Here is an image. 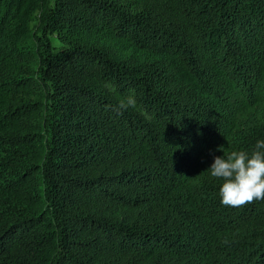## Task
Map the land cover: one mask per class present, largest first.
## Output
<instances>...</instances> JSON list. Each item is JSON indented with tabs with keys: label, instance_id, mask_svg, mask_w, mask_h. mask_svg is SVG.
I'll return each instance as SVG.
<instances>
[{
	"label": "trees",
	"instance_id": "16d2710c",
	"mask_svg": "<svg viewBox=\"0 0 264 264\" xmlns=\"http://www.w3.org/2000/svg\"><path fill=\"white\" fill-rule=\"evenodd\" d=\"M30 1L0 0V264H264V200L208 172L264 140V0H42L39 34Z\"/></svg>",
	"mask_w": 264,
	"mask_h": 264
},
{
	"label": "clouds",
	"instance_id": "9594fccd",
	"mask_svg": "<svg viewBox=\"0 0 264 264\" xmlns=\"http://www.w3.org/2000/svg\"><path fill=\"white\" fill-rule=\"evenodd\" d=\"M121 108L134 107V94L121 101ZM122 114V113H121ZM264 140H258L255 150L249 155L245 151L225 153L221 146L218 151L224 156H214V163L208 172L215 178L223 179L220 189L221 203L239 207L254 200H264Z\"/></svg>",
	"mask_w": 264,
	"mask_h": 264
},
{
	"label": "rangeland",
	"instance_id": "374dc122",
	"mask_svg": "<svg viewBox=\"0 0 264 264\" xmlns=\"http://www.w3.org/2000/svg\"><path fill=\"white\" fill-rule=\"evenodd\" d=\"M42 0H31L28 6L25 7L24 13L21 15L22 26L25 27L27 31L33 34H39L38 29L40 28L43 20L44 8L42 7ZM49 40L54 45L56 49L63 46L66 41L74 40L85 45L91 44H102L109 43L111 35L108 31H88L83 33H75L73 30L64 29L62 31L56 32L55 34L48 35ZM113 46L114 44L111 43ZM122 44L114 45L115 48L120 47ZM126 48L128 52L133 51L132 47L122 46ZM146 55V53H144Z\"/></svg>",
	"mask_w": 264,
	"mask_h": 264
}]
</instances>
